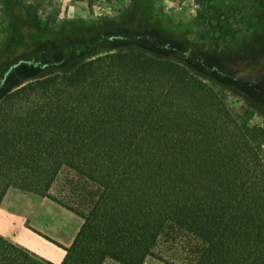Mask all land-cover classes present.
Masks as SVG:
<instances>
[{
  "label": "trees",
  "instance_id": "trees-1",
  "mask_svg": "<svg viewBox=\"0 0 264 264\" xmlns=\"http://www.w3.org/2000/svg\"><path fill=\"white\" fill-rule=\"evenodd\" d=\"M82 31H63L62 71L0 100V203L13 187L83 219L69 247L45 236L60 264H264V126L251 122L264 116V33L238 70L258 82L237 110L175 60L88 54L117 35ZM0 264L56 263L0 234Z\"/></svg>",
  "mask_w": 264,
  "mask_h": 264
},
{
  "label": "rangeland",
  "instance_id": "rangeland-1",
  "mask_svg": "<svg viewBox=\"0 0 264 264\" xmlns=\"http://www.w3.org/2000/svg\"><path fill=\"white\" fill-rule=\"evenodd\" d=\"M263 6L264 0H0V100L38 77L62 71L65 62L55 63L74 40L63 31L73 33L81 28L77 39L100 31L117 35L89 48L88 54L136 49L175 60L224 94L231 107L241 110L247 107L246 98L258 81L237 80V74L257 56L252 46L264 33ZM22 55H36L52 65L19 63ZM17 107L22 109V104ZM251 122L264 126V116L255 112ZM0 207L6 214V238L20 246L23 242L47 258H57L61 250L44 236L65 241L83 223L50 198L13 187ZM12 213L15 229L6 225Z\"/></svg>",
  "mask_w": 264,
  "mask_h": 264
},
{
  "label": "crops",
  "instance_id": "crops-1",
  "mask_svg": "<svg viewBox=\"0 0 264 264\" xmlns=\"http://www.w3.org/2000/svg\"><path fill=\"white\" fill-rule=\"evenodd\" d=\"M3 210H4V208L2 207H0V234L1 235H3V236H5V237H7L8 236V234H9V231H6V228H5V224H4V221H5V215L6 214H4L3 213ZM28 217V215L26 214V215H22V218H27ZM15 216H14V214L12 213L11 215L9 214V216H7V223H6V225L9 227H11V228H13L14 227V229H15V225H14V221H15ZM81 225H82V222H81V224L79 225V226H77L76 228H75V230L72 232V234L69 236L68 235V238L65 240V241H59L58 243H60L61 245H63V246H66V247H69L71 244H72V242H73V240L75 239V236L77 235V233H78V231H79V229H80V227H81ZM27 233V234H35L34 232H32V231H23V233ZM37 235V234H36ZM39 236V235H38ZM40 237H42V236H40ZM44 238H45V236H44ZM46 239V238H45ZM47 241H49V242H51V243H53L55 246H57L61 251H60V254H59V256L57 257V258H47V257H45V256H43V255H41L40 253H38L36 250H34L32 247H29V246H27L26 244H24L23 242H22V245L25 247V248H27V249H29V250H31V251H33V252H35V253H37L38 255H40V256H42V257H44V258H46V259H48V260H51L52 262H54V263H56V264H60L61 263V261L63 260V258L65 257V255H66V251H65V249L63 248V247H61V246H59V245H57V244H55L54 242H52V241H50V240H48V239H46ZM22 246V247H23ZM104 264H120V263H118V262H116V261H114V260H112V259H107L105 262H104ZM144 264H165V263H163V262H161V261H159V260H150V257L146 260V262L144 263Z\"/></svg>",
  "mask_w": 264,
  "mask_h": 264
}]
</instances>
